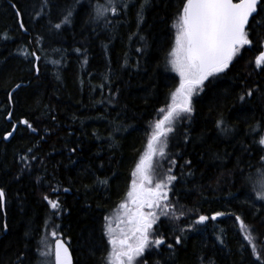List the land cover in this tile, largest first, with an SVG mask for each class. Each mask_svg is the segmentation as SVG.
Listing matches in <instances>:
<instances>
[{
    "label": "trees",
    "instance_id": "1",
    "mask_svg": "<svg viewBox=\"0 0 264 264\" xmlns=\"http://www.w3.org/2000/svg\"><path fill=\"white\" fill-rule=\"evenodd\" d=\"M187 1L0 0V264H51L56 226L74 264L104 263L107 217L178 81L167 62ZM191 107L138 182L158 195L170 176L165 242L137 264H264V0Z\"/></svg>",
    "mask_w": 264,
    "mask_h": 264
},
{
    "label": "rangeland",
    "instance_id": "2",
    "mask_svg": "<svg viewBox=\"0 0 264 264\" xmlns=\"http://www.w3.org/2000/svg\"><path fill=\"white\" fill-rule=\"evenodd\" d=\"M185 20L186 14L184 12L181 22L177 25L174 44L170 51L167 62L171 70L178 75V81L176 82L172 93L171 103L168 107L163 109L161 114L162 116H160L155 122L153 135L152 137H149L147 147L137 162L135 172L138 179L132 183L127 195H125L119 206L112 210L107 217L106 232L110 247L103 264H137L141 255L150 249V247H154L165 242L164 236L160 234V236H158L157 234V223L159 217H157V215H165L166 210L161 211V209H158L156 206V200L166 196L167 189H164L163 185H168L170 176H164L166 177L164 182L159 183V187H155V189L158 191V195L153 194L150 190H144L142 185L138 182L142 176L145 178L146 174L148 175L150 165L154 164V160L157 156H160L162 159H164L163 155L168 151V145L166 144L167 140H169V137L174 134L173 131L178 124L179 116L181 117L183 112L192 108L191 106L193 104V98L195 94L203 88L204 83L196 82L198 81L200 75V68L199 63L197 62V59L193 53L190 30L188 25L185 24ZM226 63L227 62H223L215 68H212L208 72L207 76L209 77L221 70L226 65ZM168 160L169 158L166 159L165 163L170 164L171 162L169 163ZM169 170H172V168H166L165 173H167ZM258 178L259 182L257 190L256 188H253V194L254 192L255 194H259L261 191L264 193V174H259ZM262 196L264 195L262 194ZM244 197L246 196L244 195ZM250 198L251 204H255L258 201L255 195H253V198L250 196ZM235 200L238 199L236 198ZM239 201L243 202L244 200ZM139 208H141V210ZM130 223H134L136 226L141 228V232L138 236L135 234H128V240L125 238V231L122 230V227L127 228L128 224ZM145 226L149 227L147 244L141 246L139 249H136L133 253H131L130 249L133 245L140 244L139 242H144ZM241 229L244 232V236L246 235L245 237L251 241L249 236V226H241ZM58 235H62V233L56 226L52 227L47 232V236L45 237L44 247L47 254L50 256L48 260H50L49 262H51V264H54L53 242ZM122 242H124V247L127 248L126 255L121 253L118 255L117 253L119 249V243ZM122 255L124 256V259L122 258Z\"/></svg>",
    "mask_w": 264,
    "mask_h": 264
},
{
    "label": "water",
    "instance_id": "3",
    "mask_svg": "<svg viewBox=\"0 0 264 264\" xmlns=\"http://www.w3.org/2000/svg\"><path fill=\"white\" fill-rule=\"evenodd\" d=\"M260 0H188L186 19L192 34L203 80L209 68L228 58L241 42L250 18L258 11ZM17 84L14 89L19 86ZM7 132L5 141L15 133ZM4 201V191L0 188ZM54 264H74L69 244L59 237L54 241Z\"/></svg>",
    "mask_w": 264,
    "mask_h": 264
},
{
    "label": "flooded vegetation",
    "instance_id": "4",
    "mask_svg": "<svg viewBox=\"0 0 264 264\" xmlns=\"http://www.w3.org/2000/svg\"><path fill=\"white\" fill-rule=\"evenodd\" d=\"M141 210V208H139ZM141 213V211H140ZM140 223V222H138ZM130 225V226H129ZM125 226V225H124ZM122 230L125 231L124 235H125V238L128 239L127 235L128 234H136V236L140 235V232H141V228H139L138 226H136L134 223H130L128 224L127 228L125 227H122ZM148 231H149V227L145 226L144 227V234H145V240L144 242H139L140 244H137V245H133L131 247V253L134 252V250L136 249H139L141 246L145 245L146 244V241H147V238H148ZM129 240V239H128ZM143 250V249H142ZM126 251H127V248L124 247V242L122 243H119V249H118V255L121 253L123 255H126ZM122 255V258L124 259V256ZM121 257V256H120ZM121 260V259H120Z\"/></svg>",
    "mask_w": 264,
    "mask_h": 264
},
{
    "label": "bare ground",
    "instance_id": "5",
    "mask_svg": "<svg viewBox=\"0 0 264 264\" xmlns=\"http://www.w3.org/2000/svg\"><path fill=\"white\" fill-rule=\"evenodd\" d=\"M18 84H20V83H18ZM17 87H18V86H17ZM17 87H16V88H17ZM16 88H15V89H16ZM13 90H14V88H13V89L11 90V92H10V98H11V93H12ZM8 119L11 120L10 114L8 115ZM14 126L17 127V124H14L13 127H14ZM5 134H6V133H5ZM3 137H4V136H3ZM1 198H2V197H1ZM2 204H3V207H4L5 200L3 201V199H2ZM71 252H72V251H71Z\"/></svg>",
    "mask_w": 264,
    "mask_h": 264
}]
</instances>
